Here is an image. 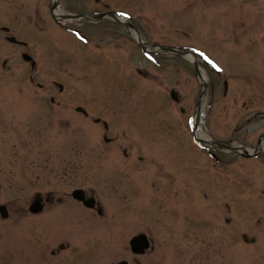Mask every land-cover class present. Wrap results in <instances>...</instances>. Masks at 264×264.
<instances>
[{
    "label": "rangeland",
    "instance_id": "374dc122",
    "mask_svg": "<svg viewBox=\"0 0 264 264\" xmlns=\"http://www.w3.org/2000/svg\"><path fill=\"white\" fill-rule=\"evenodd\" d=\"M23 1L12 12L0 0V203L10 211L7 219L0 214V264H264V153L258 160L219 150L216 161L191 147L188 120L201 92L192 60L163 51L157 64L141 57L115 21L107 30L89 27L100 36L94 50L112 54H90L50 13L37 12L44 2ZM228 1L111 0L149 38L216 59L205 65L203 55L198 67L208 80L203 127L254 149L264 134V0H241L255 8L234 19ZM9 24L39 59L34 73L24 49L6 40ZM54 80L65 84L63 93ZM51 95L61 106L49 107ZM79 104L111 119L112 131ZM78 187L96 189L103 216L72 198ZM48 189L63 202L32 213L33 194ZM141 231L155 247L136 256L129 241Z\"/></svg>",
    "mask_w": 264,
    "mask_h": 264
},
{
    "label": "flooded vegetation",
    "instance_id": "af4514ba",
    "mask_svg": "<svg viewBox=\"0 0 264 264\" xmlns=\"http://www.w3.org/2000/svg\"><path fill=\"white\" fill-rule=\"evenodd\" d=\"M11 4L10 11L15 12L18 10V7L20 6H26V2L23 0H8ZM44 2L45 8L39 9V7L36 9L37 12L40 13H55L56 8H58L59 11H61V14H59L60 17H62L60 21H57L56 24H54L56 27L60 26L61 28L69 26L70 23H66L67 25H64V21H67L68 18L64 17L68 14H74L75 18L72 19L74 25L73 28L77 31H81L82 34H84L91 42L94 43L95 39L100 37L99 35H95V32L90 30V26L98 27L103 26L105 27V30H107L108 26L107 24L113 23L115 21L116 23H119L121 25H124L126 27L125 33L126 35L129 33L130 28L129 26L136 28L140 33L144 34V25L139 20L135 19V17L128 13L131 16V19H129L127 22H123L120 19H116L109 13L112 8H110L108 5H110L108 2H111V0H58L57 6H55L54 2L55 0H39ZM233 7H236L235 13H241V8L244 10V4L240 3V0H233ZM249 6V10L247 12H251ZM66 12V13H65ZM127 13H124L126 15ZM100 15V16H99ZM99 16L98 21H92V17ZM64 17V18H63ZM56 20V19H55ZM69 20V19H68ZM125 23H128L129 26H126ZM127 37V36H126ZM102 39V38H101ZM99 47H101L99 45ZM109 51V49H108ZM58 106H61V104H58ZM55 107V106H54ZM88 117V115H87ZM128 157H130L129 154H127ZM84 188V187H80ZM85 189V188H84ZM36 193V192H35ZM92 195V188L87 192V196L90 197ZM98 197V196H97ZM34 200H37V202L42 206L41 212L46 208L48 204L52 203H62L63 199L60 195L59 191L57 190H51L48 189L45 192H42L41 195H37L36 199L32 196L30 199V203H32ZM98 200L99 197H98ZM55 253V252H53Z\"/></svg>",
    "mask_w": 264,
    "mask_h": 264
},
{
    "label": "water",
    "instance_id": "95a60500",
    "mask_svg": "<svg viewBox=\"0 0 264 264\" xmlns=\"http://www.w3.org/2000/svg\"><path fill=\"white\" fill-rule=\"evenodd\" d=\"M246 152V151H245ZM248 155H250L248 152H246ZM79 193L81 194L80 191H78L76 193V197L77 198H81ZM132 247H133V250H135L136 252H143L144 251V248L146 246H148V241L146 239V236L145 235H139L137 237H135L132 242Z\"/></svg>",
    "mask_w": 264,
    "mask_h": 264
},
{
    "label": "bare ground",
    "instance_id": "6f19581e",
    "mask_svg": "<svg viewBox=\"0 0 264 264\" xmlns=\"http://www.w3.org/2000/svg\"><path fill=\"white\" fill-rule=\"evenodd\" d=\"M190 57L192 58V56H190ZM201 75H202L203 78L206 77L205 72H204L203 70H201ZM200 129H201V128H200ZM196 133H197L198 136H200V137H202V138H208V136H207L204 132H202V131H200V130L197 131ZM263 145H264V143H263Z\"/></svg>",
    "mask_w": 264,
    "mask_h": 264
}]
</instances>
